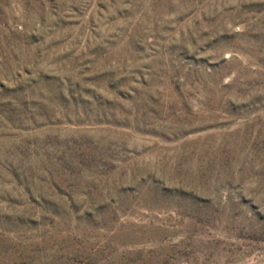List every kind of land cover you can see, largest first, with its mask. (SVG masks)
<instances>
[{
	"label": "rangeland",
	"instance_id": "rangeland-1",
	"mask_svg": "<svg viewBox=\"0 0 264 264\" xmlns=\"http://www.w3.org/2000/svg\"><path fill=\"white\" fill-rule=\"evenodd\" d=\"M0 264H264V0H0Z\"/></svg>",
	"mask_w": 264,
	"mask_h": 264
}]
</instances>
